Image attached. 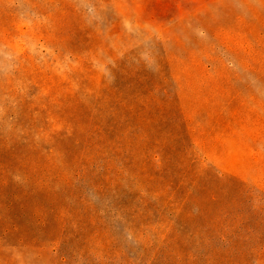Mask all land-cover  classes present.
Here are the masks:
<instances>
[{
  "label": "rangeland",
  "instance_id": "1",
  "mask_svg": "<svg viewBox=\"0 0 264 264\" xmlns=\"http://www.w3.org/2000/svg\"><path fill=\"white\" fill-rule=\"evenodd\" d=\"M0 264H264V0H0Z\"/></svg>",
  "mask_w": 264,
  "mask_h": 264
}]
</instances>
